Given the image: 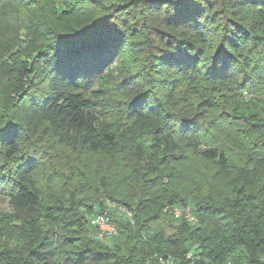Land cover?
<instances>
[{
  "label": "trees",
  "instance_id": "1",
  "mask_svg": "<svg viewBox=\"0 0 264 264\" xmlns=\"http://www.w3.org/2000/svg\"><path fill=\"white\" fill-rule=\"evenodd\" d=\"M103 80L120 90L113 117L92 101ZM225 98L255 135L237 165L199 135ZM42 140L62 149L61 171ZM186 149L217 166L222 190L175 189ZM82 152L121 169L119 192L109 171L90 183ZM46 160L63 187L48 203L33 180ZM0 194L14 210L0 264H264V0H0ZM104 200L132 217L106 211L115 234L98 238Z\"/></svg>",
  "mask_w": 264,
  "mask_h": 264
},
{
  "label": "rangeland",
  "instance_id": "2",
  "mask_svg": "<svg viewBox=\"0 0 264 264\" xmlns=\"http://www.w3.org/2000/svg\"><path fill=\"white\" fill-rule=\"evenodd\" d=\"M115 66V64H114ZM114 70L116 74L117 71ZM108 81V80H107ZM92 90L95 92L92 101L96 111L103 118L113 117L111 110L114 101L120 99V90L116 89L105 80L97 84ZM103 91V94L98 91ZM248 106H251L249 96H244ZM227 102L222 101L218 105L213 104L212 111L214 114L219 115L217 118L213 117L212 124H209L212 128L210 132L203 134L199 132L200 138L210 145H223L225 151L228 154L230 160L234 161L235 151L237 153H242V151L249 150L252 148V142H254L255 135L250 131V127L241 116L238 111L242 110V105H234L231 99H226ZM221 105H225V109L229 111V115L222 113ZM241 108V109H239ZM210 121V120H209ZM40 147L48 148L49 150H54L52 153V162L58 168V171L62 169V155L63 151L59 147H56L49 140H42L40 142ZM248 148V149H247ZM79 165L83 167V170L88 174L87 176L91 179L90 183L96 182L97 178L105 175L108 171L111 173L108 177V186L119 192V183L121 169L119 167H114L113 164L108 161L105 156H98L92 154L81 153L78 156ZM235 165L238 162L234 161ZM175 176L173 178V184L177 191H182L183 193H188V197L201 198L203 195L208 194L210 189L212 195H215L219 190H222L224 185V174L220 172L217 166L209 161L201 160L197 155L193 154L190 149H186L184 157H179L174 165ZM50 164L46 160L44 166L40 168L33 176V180L37 184V188L40 192V197L43 202H52L54 199L61 197L63 192V187L61 182L58 180L57 175L51 173ZM211 183L212 187H209ZM89 183V184H90ZM89 184L82 185L79 188V192L84 195L85 203L91 204V201L96 197V185L93 188ZM209 188V189H208ZM121 189L127 191L125 185H121ZM116 203H111L108 200L102 202V210L105 212H112L115 209ZM94 208V207H93ZM102 210L95 208L96 214H93L91 218L100 215ZM14 216V210L9 202L6 195L0 194V217ZM115 212L109 217V223H111V218H116ZM161 221L159 222V224ZM113 225V224H112ZM153 230H158V223L152 224Z\"/></svg>",
  "mask_w": 264,
  "mask_h": 264
},
{
  "label": "built area",
  "instance_id": "3",
  "mask_svg": "<svg viewBox=\"0 0 264 264\" xmlns=\"http://www.w3.org/2000/svg\"><path fill=\"white\" fill-rule=\"evenodd\" d=\"M117 208L119 212L121 211L127 218L131 219L132 215L130 212L124 211L123 208L120 207L119 205L115 206V209ZM173 214L174 217H180L183 215L185 219H187L188 221H192L189 210L187 208L185 209L176 208L173 211ZM91 225L97 227L98 238L110 237L115 234V228L112 224L109 223V215L106 212H103L102 214L96 216L93 220H91Z\"/></svg>",
  "mask_w": 264,
  "mask_h": 264
}]
</instances>
